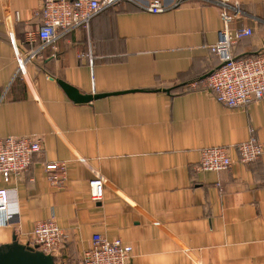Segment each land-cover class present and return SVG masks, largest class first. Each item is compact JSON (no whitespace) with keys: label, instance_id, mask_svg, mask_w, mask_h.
<instances>
[{"label":"crops","instance_id":"0c3cea01","mask_svg":"<svg viewBox=\"0 0 264 264\" xmlns=\"http://www.w3.org/2000/svg\"><path fill=\"white\" fill-rule=\"evenodd\" d=\"M162 1L171 8L160 14L131 3L103 11L21 72L12 38L23 59L42 46L28 42L42 0H0V139L43 145L24 175L0 178L12 195L0 246L30 245L36 224L54 219L66 235L56 264H83L95 234L130 245L129 264H264V154L243 164L232 149L264 145V100L229 109L209 91L223 28L212 0ZM229 2L245 12L231 30L253 31L233 57L264 56V0ZM59 81L108 96L78 104ZM210 147L231 148L232 167L199 171ZM53 162L67 165L62 190L48 182ZM98 174L106 187L94 202Z\"/></svg>","mask_w":264,"mask_h":264},{"label":"built area","instance_id":"2783aa9c","mask_svg":"<svg viewBox=\"0 0 264 264\" xmlns=\"http://www.w3.org/2000/svg\"><path fill=\"white\" fill-rule=\"evenodd\" d=\"M187 1L189 0H176L173 7H179ZM211 2L219 10L223 28L219 32L218 43L211 47L212 51L218 55L221 65L207 78L209 91L216 102L229 109L244 108L250 103L263 101L264 56L236 59L232 55V47L236 43L253 35L250 28H239L235 31L230 28L233 22L245 17V12L238 5H231L229 0H212ZM120 3L140 6L152 14H160L171 8L162 0H152L146 4L141 0H42L39 10L42 26L37 32H31L28 35V42L31 45L38 40L42 46L31 50L23 59L12 38L21 72H24L25 63L41 59L44 46L51 45L61 36L75 29H89L94 17ZM232 149L238 153L239 161L243 164L252 163L264 154V145L254 140ZM42 152V141L36 137L9 136L0 139V178L24 175L30 168L33 158ZM233 164L231 148L210 147L200 152L197 169L203 172H220L230 169ZM45 170L48 173V182L53 189L65 188L68 175L65 162L46 164ZM89 187L91 199L94 202H101L105 193V178L99 174L96 175L90 180ZM11 201L10 190L0 188V227L12 224L9 215ZM65 240V233L52 219L36 224L33 241L29 246L52 255L63 246ZM132 251L130 245H124L119 239L111 241L100 234H95L90 248L83 254V264H129Z\"/></svg>","mask_w":264,"mask_h":264},{"label":"water","instance_id":"95a60500","mask_svg":"<svg viewBox=\"0 0 264 264\" xmlns=\"http://www.w3.org/2000/svg\"><path fill=\"white\" fill-rule=\"evenodd\" d=\"M69 97L78 104L89 103L108 95H79L71 86L59 81ZM0 264H56L52 255H47L37 248L22 245L16 239L12 244L0 246Z\"/></svg>","mask_w":264,"mask_h":264}]
</instances>
